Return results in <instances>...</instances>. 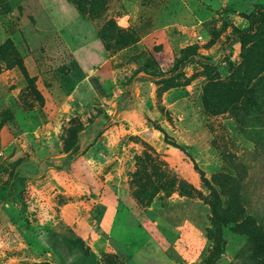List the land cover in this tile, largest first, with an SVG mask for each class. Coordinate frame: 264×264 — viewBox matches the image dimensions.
Segmentation results:
<instances>
[{"label":"rangeland","instance_id":"1","mask_svg":"<svg viewBox=\"0 0 264 264\" xmlns=\"http://www.w3.org/2000/svg\"><path fill=\"white\" fill-rule=\"evenodd\" d=\"M256 6L264 0H0V264H61L60 241L75 249L69 264H252L228 230L211 259L212 199L194 164L221 210L264 214V138L258 156L236 121L264 123V28L244 46L232 32ZM101 46L109 62L96 72ZM96 113L105 122L62 167L61 135ZM15 163L24 180L12 203Z\"/></svg>","mask_w":264,"mask_h":264},{"label":"trees","instance_id":"2","mask_svg":"<svg viewBox=\"0 0 264 264\" xmlns=\"http://www.w3.org/2000/svg\"><path fill=\"white\" fill-rule=\"evenodd\" d=\"M78 11L81 12L82 9L78 8ZM247 23L248 27L244 31L233 30L232 32L237 36V40L239 41L240 45L244 46L250 40H252L259 32L264 28V8L260 6L254 7L253 11L249 15H242ZM112 35V34H110ZM103 44L109 41L104 35L99 33ZM15 56H19L17 61L19 68L25 73V77L28 78L31 82H36L37 77H31L29 72L23 62V58L21 57L19 50L15 46L14 48ZM195 57L194 51H189L183 54L176 65L174 66V70H178L184 63H186L189 59ZM158 68L156 66L155 61L148 60L143 63L141 66L142 73L148 77L146 80H153L159 74L156 73ZM145 79V78H144ZM94 121L86 123H82L78 119H74L70 121L68 129L65 130L64 134L61 135L60 140L63 144L62 152L65 154V159L62 161L61 166H65L67 162L72 159L74 149L77 148L81 142V136L84 135L92 126L93 123L97 121V125L103 124L106 120L105 115L102 113H96ZM238 123V127L240 128L241 134L248 138L254 144V153L260 155L263 149L261 147V139L264 138V123L255 126V124H247V118L245 113H241L237 115L236 119ZM162 136L165 143L171 144L174 147L173 143H169V139L167 135L159 128H155ZM178 148V147H176ZM20 163H15L12 165L10 170V180H11V192L8 194L7 201L11 200L12 203H16L21 200V185L19 181H23L24 179L19 175H16L14 178V170L19 167ZM194 169L198 172L200 176V181L202 183L203 188L208 192L209 196L212 199V203L210 206V215H211V222L214 227V240L215 246L212 250L210 255L211 259L220 255L223 252L224 246V239H223V232L228 230L232 234L243 237L246 240V248L245 252L243 253L246 256V259H250L252 264H264V214L260 216L259 214L250 211L248 213V207L244 209L238 207L240 209L239 217L233 218V215L229 211L221 210V201L218 192L216 189L209 183V181L204 177L202 171L197 169L196 165L194 164ZM0 203V207H1ZM19 213L21 216L25 213L24 205L20 206ZM60 248H58V256L60 258L61 264H69L70 261L75 257L76 252L75 249L66 243L65 241L59 242ZM64 249V251H62ZM166 255L168 258L172 260H177L176 256L166 251Z\"/></svg>","mask_w":264,"mask_h":264},{"label":"crops","instance_id":"3","mask_svg":"<svg viewBox=\"0 0 264 264\" xmlns=\"http://www.w3.org/2000/svg\"><path fill=\"white\" fill-rule=\"evenodd\" d=\"M102 45V44H101ZM101 49L104 51V49H103V47L101 46ZM104 57H105V60L103 61V62H101L100 64H98V66H96V67H93V68H90L91 70H93V69H95V71L97 72L98 71V69H103L107 64H108V62H109V59L107 58V55H106V52L104 51ZM90 70V71H91ZM78 87H76V89H77ZM75 92H76V90H74L73 91V93L72 94H75ZM73 96V95H72ZM84 134H87V132L86 133H84ZM105 220H107V223H109L110 224V222H111V219H109V218H107V219H105ZM104 221V220H103ZM109 224H106V229H102L103 230V232H104V230L106 231L108 228H109ZM151 240V239H150ZM152 241V240H151ZM153 243V242H152ZM158 249V248H157ZM125 250H127V249H125Z\"/></svg>","mask_w":264,"mask_h":264},{"label":"built area","instance_id":"4","mask_svg":"<svg viewBox=\"0 0 264 264\" xmlns=\"http://www.w3.org/2000/svg\"><path fill=\"white\" fill-rule=\"evenodd\" d=\"M1 149V148H0Z\"/></svg>","mask_w":264,"mask_h":264}]
</instances>
